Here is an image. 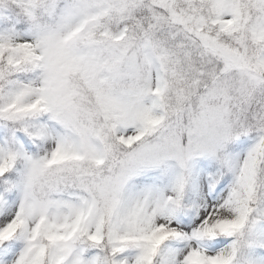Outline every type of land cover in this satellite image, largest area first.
Instances as JSON below:
<instances>
[{"label":"snow or ice","instance_id":"obj_1","mask_svg":"<svg viewBox=\"0 0 264 264\" xmlns=\"http://www.w3.org/2000/svg\"><path fill=\"white\" fill-rule=\"evenodd\" d=\"M0 264H264V0H0Z\"/></svg>","mask_w":264,"mask_h":264}]
</instances>
